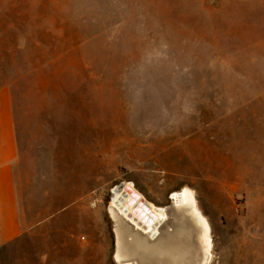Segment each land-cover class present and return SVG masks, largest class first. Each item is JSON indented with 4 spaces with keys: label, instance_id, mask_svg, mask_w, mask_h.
Listing matches in <instances>:
<instances>
[{
    "label": "rangeland",
    "instance_id": "374dc122",
    "mask_svg": "<svg viewBox=\"0 0 264 264\" xmlns=\"http://www.w3.org/2000/svg\"><path fill=\"white\" fill-rule=\"evenodd\" d=\"M0 6L21 221L0 264H118L110 203L129 180L165 231L171 193L193 190L213 245L204 261L187 221L197 264H264V0Z\"/></svg>",
    "mask_w": 264,
    "mask_h": 264
},
{
    "label": "bare ground",
    "instance_id": "6f19581e",
    "mask_svg": "<svg viewBox=\"0 0 264 264\" xmlns=\"http://www.w3.org/2000/svg\"><path fill=\"white\" fill-rule=\"evenodd\" d=\"M112 193L110 213L116 222L114 259L118 264H197L187 221L198 229L207 257L204 261L208 260L213 246L210 225L198 208L192 189L183 187L171 193L176 212L171 231L161 230L169 219L166 209L149 200L133 181L120 183Z\"/></svg>",
    "mask_w": 264,
    "mask_h": 264
},
{
    "label": "crops",
    "instance_id": "0c3cea01",
    "mask_svg": "<svg viewBox=\"0 0 264 264\" xmlns=\"http://www.w3.org/2000/svg\"><path fill=\"white\" fill-rule=\"evenodd\" d=\"M10 12L0 6V31L14 30ZM17 156L10 86L0 82V245L9 243L21 233V221L13 176V161Z\"/></svg>",
    "mask_w": 264,
    "mask_h": 264
}]
</instances>
